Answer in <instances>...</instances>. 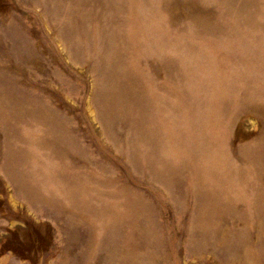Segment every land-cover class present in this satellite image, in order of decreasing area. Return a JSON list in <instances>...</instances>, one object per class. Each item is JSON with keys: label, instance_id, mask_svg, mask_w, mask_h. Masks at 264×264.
<instances>
[{"label": "rangeland", "instance_id": "rangeland-1", "mask_svg": "<svg viewBox=\"0 0 264 264\" xmlns=\"http://www.w3.org/2000/svg\"><path fill=\"white\" fill-rule=\"evenodd\" d=\"M0 264H264V0H0Z\"/></svg>", "mask_w": 264, "mask_h": 264}]
</instances>
